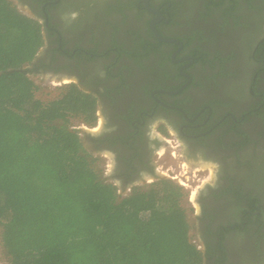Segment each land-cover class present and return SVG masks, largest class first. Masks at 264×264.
I'll return each instance as SVG.
<instances>
[{"label": "flooded vegetation", "instance_id": "obj_1", "mask_svg": "<svg viewBox=\"0 0 264 264\" xmlns=\"http://www.w3.org/2000/svg\"><path fill=\"white\" fill-rule=\"evenodd\" d=\"M13 2L44 26L31 73L96 101V123L78 132L100 179L121 199L164 180L168 146L212 166L195 199L205 264L263 262L264 199L248 169L264 150V0Z\"/></svg>", "mask_w": 264, "mask_h": 264}, {"label": "trees", "instance_id": "obj_2", "mask_svg": "<svg viewBox=\"0 0 264 264\" xmlns=\"http://www.w3.org/2000/svg\"><path fill=\"white\" fill-rule=\"evenodd\" d=\"M44 44L43 24L0 0V74L30 66ZM41 90L28 74L0 75V230L9 264H205L183 188L160 180L119 199L71 129L74 120L96 123L93 96L64 85L45 100Z\"/></svg>", "mask_w": 264, "mask_h": 264}, {"label": "rangeland", "instance_id": "obj_3", "mask_svg": "<svg viewBox=\"0 0 264 264\" xmlns=\"http://www.w3.org/2000/svg\"><path fill=\"white\" fill-rule=\"evenodd\" d=\"M13 1V0H12ZM20 10L29 15L26 11ZM257 35L263 34L264 33V25L260 24V27L258 31L256 32ZM43 49H41L42 51ZM244 55H243V60L247 64L249 62L250 56L248 55V48H244L243 50ZM24 69L27 70L29 77L38 85L42 88L41 92L39 93V97L42 99H49L52 98L55 95V90L56 88H59L60 86L58 85V82H54L53 84L49 82V80H43L40 77L34 75L31 73V66H27ZM246 75L248 74V71H244ZM252 73V72H251ZM251 73L249 72V75L246 77L243 76V79H240V83H238L237 88H236V98L238 101H244L246 99L245 97V89L246 86L248 85V82L251 77ZM87 126L83 123H81L78 120H74L71 123V129H75L77 131H82L83 128H86ZM171 139V137H169ZM170 151L175 152L176 157L172 156L170 154ZM190 162L184 160L180 156V152L177 149L170 148L168 146V177H164V180H170L174 182L175 184L181 186L186 193V197L183 200V205L187 210V215L190 221V224L192 225V230L190 233L191 236V241L194 244H198V236H197V225L195 221V216L194 213L198 210V205L195 201V199H192V196L194 192H196V197L198 194V188L199 186H204L205 180L208 182H212L214 180V174L215 171L212 168V166L209 167L210 172H203L200 171L202 169H205L204 166H191L189 164ZM248 181L250 182L251 186L258 190L260 193V196L264 199V150H257L250 162H249V169H248ZM153 184V183H152ZM150 185H148L149 187ZM121 199V198H119ZM0 264H9L6 255L4 253V249L2 246V241H1V230H0ZM249 264H256L254 261H251ZM257 264H264L261 261L260 263Z\"/></svg>", "mask_w": 264, "mask_h": 264}, {"label": "water", "instance_id": "obj_4", "mask_svg": "<svg viewBox=\"0 0 264 264\" xmlns=\"http://www.w3.org/2000/svg\"><path fill=\"white\" fill-rule=\"evenodd\" d=\"M16 71L21 72V73H24V74H28L27 70L24 69V68H22V69H19V70H9V71H7V72H3V73H1L0 75H2V74H4V73H13V72H16Z\"/></svg>", "mask_w": 264, "mask_h": 264}, {"label": "bare ground", "instance_id": "obj_5", "mask_svg": "<svg viewBox=\"0 0 264 264\" xmlns=\"http://www.w3.org/2000/svg\"><path fill=\"white\" fill-rule=\"evenodd\" d=\"M196 198V192H194L192 199L194 200Z\"/></svg>", "mask_w": 264, "mask_h": 264}]
</instances>
